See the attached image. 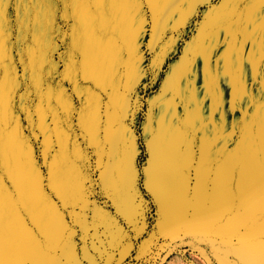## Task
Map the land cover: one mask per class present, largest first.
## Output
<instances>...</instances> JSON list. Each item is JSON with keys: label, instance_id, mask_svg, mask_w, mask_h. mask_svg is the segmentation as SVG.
I'll return each mask as SVG.
<instances>
[{"label": "rangeland", "instance_id": "rangeland-1", "mask_svg": "<svg viewBox=\"0 0 264 264\" xmlns=\"http://www.w3.org/2000/svg\"><path fill=\"white\" fill-rule=\"evenodd\" d=\"M231 2L138 0L130 9L118 12L120 40L109 55H114L123 65L124 80L120 92L125 97V104L123 109L118 105L110 107L103 119L106 122L113 120L120 128L124 123L139 139L140 190L146 202L145 218L135 212L127 232L115 231L113 243L119 246L113 263L107 262L110 256L106 255L107 249L103 246L98 247L103 250L102 255H95L98 240L87 208L86 212L80 213L81 219L86 218L87 227L72 228L70 251L63 261L53 259L48 248L42 247L27 250L28 254L27 251L15 252L8 264H73L72 257H78L75 264H233L234 258L223 246L225 235L218 225L221 220L227 221L238 215L233 209L234 197H242L249 209L264 198V187L261 186L264 159L259 151L252 160L253 172L240 190L221 189L214 195L194 199V225L189 224L187 228L168 224L160 233L158 224L162 220L160 222L158 205L145 185L147 158L154 147L157 148L160 120L168 119L173 103L181 108L179 116L182 120L190 111L191 116L203 122L209 150L214 153L231 152L238 146L245 124L255 133L260 120H264V9H257L256 16L249 23H225V17L233 8ZM50 7L46 15V11L43 12L32 0H5L0 6L3 13L0 21V79L7 76L16 82L11 95L18 108L23 109L25 95L35 98V107L27 111L26 119L13 111L21 129L33 128L42 112L46 114L43 123L49 130L58 128L57 124L50 129V120L59 123L63 119L59 96L51 92L54 85L45 81L50 79L47 74L53 70L64 71L67 49L71 44V24L63 18V0H53ZM10 9L14 15L10 14ZM11 37L17 39L9 42ZM84 59L82 53L80 60ZM36 74L39 79L33 82ZM30 82L33 86L26 94L24 90ZM69 88V81H63V90ZM69 95V104L78 114L83 97ZM61 124L68 131L76 127L81 135L83 124H79L78 115H74L69 123ZM33 131L45 143L56 142L61 135L59 132L52 136L48 133L41 135L38 128ZM98 134L97 129L95 133L80 138L90 142L96 140ZM23 135L27 137L28 133L23 132ZM195 147L198 153L201 144L196 143ZM4 175L3 208L10 230L17 234L30 230L44 245L55 242L59 232L73 223L70 221L74 218L68 215V222L66 216L55 218V223L44 220L42 232L32 220V213L23 208V203L30 201L29 207L39 204L45 213L42 192L36 187L25 197H20L16 194L14 182L7 179L6 170ZM13 200L17 202L15 208ZM163 202L168 204L170 198ZM48 207L53 213L52 204ZM167 218L163 220V227L168 223ZM120 259L123 262H118Z\"/></svg>", "mask_w": 264, "mask_h": 264}, {"label": "snow or ice", "instance_id": "snow-or-ice-1", "mask_svg": "<svg viewBox=\"0 0 264 264\" xmlns=\"http://www.w3.org/2000/svg\"><path fill=\"white\" fill-rule=\"evenodd\" d=\"M4 2L5 0H0V6ZM52 2L53 0H32L33 4ZM137 2L138 0H63V18L71 24V44L67 49L64 71L53 70L47 74L50 79L45 82L51 81L49 84L54 85L51 87L52 94L59 96L63 110L60 123H69L74 115H78L79 124H83V128L81 135L68 143L62 135L63 129L58 125L57 129L49 130L43 123L46 114H40V120L34 121L33 128L40 129L41 135L48 133L52 136L57 132L61 134V151L54 159L51 156V142L40 141L33 128L21 129L20 122L13 115V111L19 112L26 119L27 111L35 107V98L25 95L23 109L18 108L11 95L16 82L9 80L7 76L0 79V264H8L15 252L42 247L48 248L53 259L63 261L70 251L72 228L87 227L84 223L86 218L81 219L80 213L85 211L82 205L88 192L85 185L90 183L86 173L90 174L91 171V156L79 147L77 140L95 133L97 129L101 137L106 127L103 116L108 109L113 105H118L120 109L124 107L125 97L120 92L124 80L123 65L114 55H109V52L120 40L118 12L121 9H130ZM231 3L233 8L225 17V23H249L256 16L257 9H264V0H232ZM10 14L14 15L11 9ZM2 19L3 13L0 10V21ZM93 51L95 55H90ZM82 53L85 56L83 61L80 60ZM38 79L39 74H36L33 82ZM65 80L71 85L66 91L63 90ZM85 80L93 83H85ZM33 82L25 88L26 94ZM85 85L87 87H84ZM69 93L83 97L78 114L69 104ZM32 114L36 115L35 112ZM120 114L122 115V112ZM23 132H27L28 136L25 137ZM121 143L119 138L114 144L115 166L110 172L105 169L108 172V194L118 207L132 191V182L136 175L131 167L130 155L121 158ZM158 144L159 147H154L153 150V164L149 166L145 176L146 188L157 200L163 201L177 194L186 199H196L214 195L221 189L236 192L245 185L253 172L252 160L258 151L264 159V120H260L255 133L245 124L240 132L238 146L231 152L214 153L209 150L205 140L198 153L193 143L179 160L173 161L162 139H159ZM46 158L53 159V163L48 167H45ZM44 168L48 169L46 175L40 171ZM5 170L7 179L14 182L16 194L20 197H25L27 193L35 190L41 180L44 188L51 185L56 190L52 193L53 197L58 193L67 205V208L63 209L64 212L71 210L74 221L79 223L73 222L64 227L55 242L49 245H44L37 239V234L30 230H23L19 234L12 232L3 208ZM261 186L264 187V181ZM13 201L15 208L17 202ZM29 203L30 201L23 203V208L32 213V220L43 232L44 212L39 204L29 207ZM232 203L238 215L227 221L221 220L218 225L225 235L223 246L234 258L233 264H264V198L250 209L246 207L242 197H234ZM144 208L145 205L141 204L140 210L143 211ZM16 214L18 216L19 212ZM77 259L78 257H72L73 264Z\"/></svg>", "mask_w": 264, "mask_h": 264}, {"label": "crops", "instance_id": "crops-1", "mask_svg": "<svg viewBox=\"0 0 264 264\" xmlns=\"http://www.w3.org/2000/svg\"><path fill=\"white\" fill-rule=\"evenodd\" d=\"M42 11H46V15L49 13L51 7L49 3H39ZM16 37H11L9 42L16 40ZM16 54V53H15ZM174 106L171 107V111L167 120H160V139L167 145L170 157L173 161H177L181 158L184 152L192 147L193 143L201 144L206 140V126L200 119L196 120V117L191 116L190 111L187 112L183 120L180 118L179 114L181 113L178 105L173 103ZM195 104V101H194ZM192 109V108H190ZM167 114V115H168ZM159 116V119H161ZM51 119V118H50ZM106 122V121H105ZM59 125V128L63 129V136L67 139L68 143L75 141L76 137L79 134L78 129H72L68 131L66 127L64 128L63 124L60 122L57 123L55 120L49 121V128ZM170 128V129H169ZM57 129V128H56ZM99 132V129H98ZM127 132V136H125ZM60 137L58 141L51 142L52 151L51 156L54 159L56 154L61 151V142ZM121 138L122 143L120 144L121 158L130 155L131 167L133 172L136 174L132 182V191L127 195V197L122 202L121 206L118 207L112 200V197L109 196L107 191V177L108 172L115 166V155H114V144L117 140ZM51 139V137H50ZM103 141V142H101ZM80 148H83L85 152L91 156V171L89 176V185L88 192L85 197L84 205L82 207L90 209V218L93 226V231L96 233V238L98 240L95 244V255L100 256L103 253V250H99L98 247L103 246L106 250V255L110 258L107 260L109 263L114 262V257L116 254V247L113 243L115 231L127 232L131 224V216L136 212L137 216L145 218L146 215V202L143 196L141 195L140 190V169H139V158L141 154L139 139L134 134L131 133L130 127L122 123V128L116 126L113 120L106 122V127L104 133H101V137L98 134L96 140L92 139L90 142H84L81 138L77 140ZM159 144L157 143V148ZM153 151L150 152L149 157L147 158L146 171L147 174L149 166L153 164L152 160ZM53 159H45V167L53 163ZM108 170V172L105 171ZM40 171L44 172L46 175L48 172L47 168L41 169ZM43 174V173H42ZM46 183V181H45ZM37 189L40 190L44 196V220L47 223H55V218H65L68 222L70 219L68 215H71V210L68 213H65L63 209L67 208V205L63 203V199L56 194V197H53L52 193L56 190L49 185L47 188L43 186V180L41 184L37 185ZM154 200L158 205V212L160 215V224H158V229L160 233L166 229L168 224H173L180 228H187L190 225H194V216L195 206L194 199H186L182 195L177 194L174 197H170V202L164 204L163 201L157 200L153 193L149 191ZM59 201V202H58ZM52 204L54 211L51 213L48 205ZM144 204L145 208L143 211L140 210V205ZM79 210V209H78ZM168 223H165L166 226L163 227L162 223L164 218H166ZM61 221L64 222L63 219ZM76 222V221H70ZM102 244V245H101ZM118 249V248H117ZM28 254V251H27ZM118 262H123V259H120Z\"/></svg>", "mask_w": 264, "mask_h": 264}]
</instances>
